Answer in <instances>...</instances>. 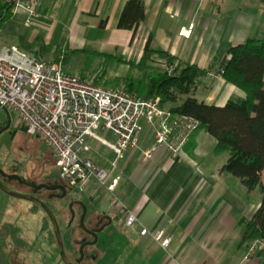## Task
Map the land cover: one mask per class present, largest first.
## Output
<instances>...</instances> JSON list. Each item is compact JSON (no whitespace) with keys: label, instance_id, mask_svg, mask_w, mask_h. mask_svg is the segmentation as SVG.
Segmentation results:
<instances>
[{"label":"crops","instance_id":"crops-1","mask_svg":"<svg viewBox=\"0 0 264 264\" xmlns=\"http://www.w3.org/2000/svg\"><path fill=\"white\" fill-rule=\"evenodd\" d=\"M128 1L42 0L29 26L26 11L11 15L1 34L7 32L16 42L4 47L15 46L44 62H60L67 73L114 89L126 88L129 76L141 78L136 65L150 41L151 49L208 71L195 93L199 101L222 107L246 97L224 80L220 65L230 48L248 39H264V0H140L145 20L136 31L118 28ZM98 73H103L100 80ZM100 135L113 141L110 133ZM154 142L155 130L144 122L138 149L129 150L112 173L119 180L114 194L138 219L134 227L140 239L134 248L139 256L151 259L154 250L164 249L151 236L141 235L146 229L162 231L170 239L168 248L177 242L171 264H240L244 250L239 247L243 229L238 219L251 218L260 202L242 199L246 188L221 170L225 162L218 160L216 140L207 132L198 131L179 158L161 147L144 160L143 153ZM88 144L90 151L83 157L110 169L112 151L94 140ZM92 184L98 185L92 180L86 188ZM104 190L96 195L92 188L87 195L110 212L112 195ZM130 242L126 244H133L132 237ZM261 259L251 264H264V257L256 260Z\"/></svg>","mask_w":264,"mask_h":264},{"label":"built area","instance_id":"built-area-1","mask_svg":"<svg viewBox=\"0 0 264 264\" xmlns=\"http://www.w3.org/2000/svg\"><path fill=\"white\" fill-rule=\"evenodd\" d=\"M2 1L11 15L26 11L27 26L38 17L42 4V0ZM5 15L0 14V21ZM5 111L11 117V129L23 131L49 148L61 177L73 187L82 189L95 180L105 188L112 195L111 207L119 211L126 227L134 226L138 219L114 194L119 180L112 173L129 150L138 149L143 123L155 130L154 145L143 153L144 160L161 147L179 158L199 126L195 119L163 108L159 97L143 98L124 87L104 88L95 79L67 73L60 62L41 61L15 46L0 49V114ZM102 131L110 133L113 141L101 136ZM90 140L112 151L110 169L83 157L90 151ZM141 235L151 236L164 249L170 244L162 231L142 229ZM262 249L264 240L250 243L240 264H249Z\"/></svg>","mask_w":264,"mask_h":264},{"label":"trees","instance_id":"trees-1","mask_svg":"<svg viewBox=\"0 0 264 264\" xmlns=\"http://www.w3.org/2000/svg\"><path fill=\"white\" fill-rule=\"evenodd\" d=\"M4 12L0 31L11 18L10 7L0 0V14ZM144 20V4L140 0H129L118 28L136 31ZM217 61L215 58L214 62ZM153 62L158 67L153 68ZM136 67L142 76L135 80L129 76L125 89L143 98L159 97L163 108L169 107L174 114L195 119L199 126L188 145L198 131L207 132L216 140L215 155L228 154L221 170L237 178L249 192H260L262 199L254 215L238 219L243 229L239 247L246 249L251 242L264 240V39H248L229 49L227 60L220 65V73L246 97L231 99L222 107L195 97L201 78L208 71L179 62L162 50L151 49L150 41ZM15 134L13 131L12 135Z\"/></svg>","mask_w":264,"mask_h":264},{"label":"rangeland","instance_id":"rangeland-1","mask_svg":"<svg viewBox=\"0 0 264 264\" xmlns=\"http://www.w3.org/2000/svg\"><path fill=\"white\" fill-rule=\"evenodd\" d=\"M14 41L13 38L7 35V32H2V34L0 32V49L11 45ZM102 75L103 73L97 74L99 80L103 77ZM96 84L99 85L97 82ZM166 109H169V107H166ZM5 119V114H0V122ZM11 131H16V134L13 136L11 133L6 132L0 135V169L3 172L7 175H15L31 180L37 184L44 182L51 176L61 177L60 169L57 167L51 151L41 140L34 139L23 131H17L13 128ZM91 155H93L92 152L89 157ZM227 158L228 154L225 153L218 160L226 162ZM4 185L11 192L30 196L28 190L18 189L17 184L14 182ZM86 187L88 185L82 189L73 187L72 194L84 198L90 208V203L86 200L90 189L93 188L96 195L102 194L105 190L95 184H92L90 189ZM245 191L241 194L242 199L247 198V201H251L255 205L261 202L262 195L258 190L248 192L245 189ZM106 200L110 202V199ZM44 204L52 211L58 221L65 253L67 258L71 260L75 257L74 250L77 249L72 239L78 238V235L75 234L74 237H70L69 233L72 230L66 228L70 217L66 210V201L47 200ZM118 223H116L117 226L113 224L106 232L102 233L98 245L90 249V251L98 253L97 264H112L111 261L114 257L119 258L116 264H171V254L177 244L176 241L169 248L154 250L151 259H144V256L141 258L138 250L134 248L136 238L137 240L140 239L139 232L135 231L134 226L126 227L123 225L124 223ZM131 237L134 241L133 244H126L132 242H130ZM174 239L173 236L172 240ZM247 248L243 249V257ZM260 257H264V249L260 250L249 264L253 261H262V259L256 260ZM61 261L53 227L45 211L40 207H35L27 200L11 197L0 188V264H61Z\"/></svg>","mask_w":264,"mask_h":264},{"label":"flooded vegetation","instance_id":"flooded-vegetation-1","mask_svg":"<svg viewBox=\"0 0 264 264\" xmlns=\"http://www.w3.org/2000/svg\"><path fill=\"white\" fill-rule=\"evenodd\" d=\"M6 124V119L3 122L1 121L0 128H4ZM6 132L12 134L11 128ZM0 180L3 182V184H11L13 182L16 183L18 189L28 190L31 196L35 197L43 203L47 200H58L60 202L66 201V210L70 215L66 228L68 230H72L69 233L70 237H74L75 234L78 235V238L72 239L77 249L74 250L75 257L69 260V262L71 264L98 263V253L90 251V249L95 248L98 245L102 233L106 232V230L110 226H112L114 222H120V220L122 219L119 211L116 208H111L110 212L103 211L100 207H97L95 202L92 200V197H89L87 195L86 200L90 203L89 208L84 198L82 199L72 194L73 186L69 183V181L67 179L57 176H51L40 184H37L31 180H26L24 178H21L20 180H10L8 177H2L1 175ZM51 187H56V189L52 190L50 189ZM63 194H65L64 197H62ZM71 204L72 210L75 215L74 218H72V213L70 209ZM33 205L35 207H40L36 204ZM111 219L112 221L110 222ZM115 220L118 221L116 222ZM75 221L76 225L74 226ZM118 260L119 258L114 257L111 262L112 264H116ZM61 264L65 263L61 261Z\"/></svg>","mask_w":264,"mask_h":264},{"label":"water","instance_id":"water-1","mask_svg":"<svg viewBox=\"0 0 264 264\" xmlns=\"http://www.w3.org/2000/svg\"><path fill=\"white\" fill-rule=\"evenodd\" d=\"M5 115H6L7 124H6V126L4 128H0V135H2L4 132L10 130V128H11V117H10V115H9V113L7 111H5ZM0 175L2 177H8L10 180L11 179H18V180L21 179L19 176L7 175L1 169H0ZM0 188L5 193L10 195L11 197L24 199V200H27V201L33 203V204L39 205L46 212V214L48 215V218H49V220H50V222L52 224V227H53V231H54V235L56 237V241H57V246H58V251H59L60 257H61L62 261L65 264H71L69 262V259L67 258L66 253H65L64 242H63V239H62V234H61V230H60L58 221H57L56 217L53 215L52 211L43 202H41L40 200L36 199L35 197H33L31 195L30 196H24V195L17 194V193L9 191L5 187V185L3 184V182L1 180H0ZM50 189L54 190V189H56V187H51ZM64 196H65V194H63L62 197H64ZM70 209H71V213H72V218H74L75 215H74V212L72 210V204L70 205ZM111 221H112V219L110 220V222Z\"/></svg>","mask_w":264,"mask_h":264}]
</instances>
